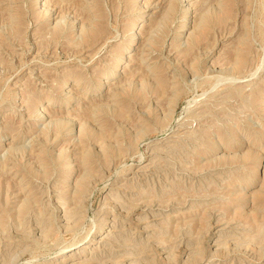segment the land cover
<instances>
[{"label": "rangeland", "instance_id": "1", "mask_svg": "<svg viewBox=\"0 0 264 264\" xmlns=\"http://www.w3.org/2000/svg\"><path fill=\"white\" fill-rule=\"evenodd\" d=\"M0 264H264V0H0Z\"/></svg>", "mask_w": 264, "mask_h": 264}, {"label": "bare ground", "instance_id": "2", "mask_svg": "<svg viewBox=\"0 0 264 264\" xmlns=\"http://www.w3.org/2000/svg\"><path fill=\"white\" fill-rule=\"evenodd\" d=\"M142 27V26H141ZM65 258V257H64Z\"/></svg>", "mask_w": 264, "mask_h": 264}]
</instances>
